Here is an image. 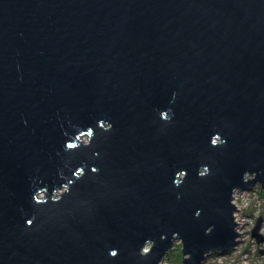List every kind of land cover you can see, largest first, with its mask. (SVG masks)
Segmentation results:
<instances>
[{
    "label": "water",
    "instance_id": "obj_1",
    "mask_svg": "<svg viewBox=\"0 0 264 264\" xmlns=\"http://www.w3.org/2000/svg\"><path fill=\"white\" fill-rule=\"evenodd\" d=\"M264 190V0H0V264H203Z\"/></svg>",
    "mask_w": 264,
    "mask_h": 264
},
{
    "label": "rangeland",
    "instance_id": "obj_2",
    "mask_svg": "<svg viewBox=\"0 0 264 264\" xmlns=\"http://www.w3.org/2000/svg\"><path fill=\"white\" fill-rule=\"evenodd\" d=\"M238 195L240 212L236 220L242 244L229 255L211 254L204 264H264V190L257 185L255 190ZM182 260V243H179L163 264H182Z\"/></svg>",
    "mask_w": 264,
    "mask_h": 264
},
{
    "label": "bare ground",
    "instance_id": "obj_3",
    "mask_svg": "<svg viewBox=\"0 0 264 264\" xmlns=\"http://www.w3.org/2000/svg\"><path fill=\"white\" fill-rule=\"evenodd\" d=\"M247 191H250V190H247ZM242 239L240 240V236H239V241H238V243L236 244V245H234L230 250H228V251H226V252H216V253H211V254H218V255H220V256H224V255H229L231 252H233V251H235V249L239 246V245H241L242 244ZM210 254V255H211ZM209 255V256H210Z\"/></svg>",
    "mask_w": 264,
    "mask_h": 264
},
{
    "label": "built area",
    "instance_id": "obj_4",
    "mask_svg": "<svg viewBox=\"0 0 264 264\" xmlns=\"http://www.w3.org/2000/svg\"><path fill=\"white\" fill-rule=\"evenodd\" d=\"M253 191V190H252ZM244 192H246V191H244ZM244 192H237L236 194H235V200H234V202H235V204L239 207V205H238V199H239V195L238 194H240V193H244ZM238 212H240V208H239V211ZM238 212L237 213H235L236 214V217L238 216ZM239 228V227H238ZM241 235V234H240Z\"/></svg>",
    "mask_w": 264,
    "mask_h": 264
},
{
    "label": "clouds",
    "instance_id": "obj_5",
    "mask_svg": "<svg viewBox=\"0 0 264 264\" xmlns=\"http://www.w3.org/2000/svg\"><path fill=\"white\" fill-rule=\"evenodd\" d=\"M256 187H257V186H256ZM256 187H255V188H256ZM255 188H254V189H252V190H255ZM252 190H250V191H252ZM203 264H204V263H203Z\"/></svg>",
    "mask_w": 264,
    "mask_h": 264
},
{
    "label": "trees",
    "instance_id": "obj_6",
    "mask_svg": "<svg viewBox=\"0 0 264 264\" xmlns=\"http://www.w3.org/2000/svg\"><path fill=\"white\" fill-rule=\"evenodd\" d=\"M170 256V255H169Z\"/></svg>",
    "mask_w": 264,
    "mask_h": 264
}]
</instances>
